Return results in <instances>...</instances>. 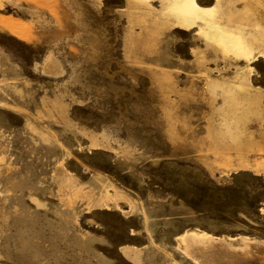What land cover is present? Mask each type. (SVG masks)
Segmentation results:
<instances>
[{
	"label": "rangeland",
	"instance_id": "1",
	"mask_svg": "<svg viewBox=\"0 0 264 264\" xmlns=\"http://www.w3.org/2000/svg\"><path fill=\"white\" fill-rule=\"evenodd\" d=\"M194 2L0 0V264L264 244V0Z\"/></svg>",
	"mask_w": 264,
	"mask_h": 264
},
{
	"label": "bare ground",
	"instance_id": "2",
	"mask_svg": "<svg viewBox=\"0 0 264 264\" xmlns=\"http://www.w3.org/2000/svg\"><path fill=\"white\" fill-rule=\"evenodd\" d=\"M194 6L195 2L191 0V7L194 8ZM240 53L242 54L243 52L240 51ZM199 237L201 236H198L195 241L190 239L193 244L190 245L191 249L189 251L201 264H264V244L262 243L250 242L245 239L246 241L242 242L243 246L237 248L221 240L209 239L207 241L208 236H206V245L200 246L197 243H200ZM203 240L204 238H202Z\"/></svg>",
	"mask_w": 264,
	"mask_h": 264
}]
</instances>
